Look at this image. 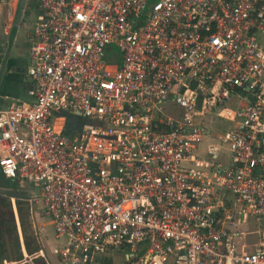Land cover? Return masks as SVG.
<instances>
[{"label": "built area", "instance_id": "1", "mask_svg": "<svg viewBox=\"0 0 264 264\" xmlns=\"http://www.w3.org/2000/svg\"><path fill=\"white\" fill-rule=\"evenodd\" d=\"M38 7L0 173L66 239L61 262L264 264V0Z\"/></svg>", "mask_w": 264, "mask_h": 264}, {"label": "crops", "instance_id": "2", "mask_svg": "<svg viewBox=\"0 0 264 264\" xmlns=\"http://www.w3.org/2000/svg\"><path fill=\"white\" fill-rule=\"evenodd\" d=\"M28 1L29 3L27 4ZM33 1L34 0H26L24 6V8L26 7V11L25 9H23L24 12L30 14V9L33 7V5H35ZM18 3L19 0H0V33L3 34L5 38L6 36L8 37L7 41L6 39L2 41L0 40V56L2 59L0 61V70L4 69L0 78V108H6L13 102L31 103L34 100L32 91L35 89L36 85L34 81L29 77L27 70L29 63L28 57L31 47L30 34L32 33L34 21L39 10V3L35 5L36 15L32 24V28L27 34L30 40V47L26 54H24V56L22 55L19 45L16 42L20 30H23L26 24L24 19L25 13L23 14L22 11L20 14L21 0L19 3L20 5ZM18 18H20V21L17 24ZM15 27L16 34L14 35L13 32ZM14 184L15 186H17L16 183ZM41 206L42 205L40 204V206L38 207L39 209L35 208L33 211L31 209V213L35 220V226L37 229L35 233L38 235L39 239V244L31 241V249L35 250L37 247H40L41 249L37 252H34L33 254H30L31 256H29L26 243L24 242L21 244V253H19L18 257H20V255L24 253L26 256L31 257L30 262L33 261L35 262L34 264L38 263L37 260H43L44 264H58L57 262H61V260L59 255L56 253V250L66 245V239L56 236L52 222L47 216H45L42 208H40ZM15 215L19 224L18 208L17 213L15 211ZM19 233L20 237L22 238V230L20 224ZM15 252L18 253V251ZM15 252H13V256L14 259L17 260L15 258ZM127 254L128 250H113L105 255H98L97 263L125 264L127 262ZM7 259H9V253ZM4 260L5 259H3L2 261Z\"/></svg>", "mask_w": 264, "mask_h": 264}, {"label": "rangeland", "instance_id": "3", "mask_svg": "<svg viewBox=\"0 0 264 264\" xmlns=\"http://www.w3.org/2000/svg\"><path fill=\"white\" fill-rule=\"evenodd\" d=\"M35 3V5H37L39 3V0H34L33 1ZM19 3H20V0H19ZM18 3V4H19ZM29 3V1L27 2V4ZM20 5V4H19ZM33 5V7L30 9L31 12L30 14L26 13L23 11V14L25 13V27L23 28V30H20L19 34H18V37H17V44L19 45V48H20V51L22 53V55L24 56V54H26V52L28 51L29 47H30V40L28 38V32L31 30L32 28V24H33V21H34V18H35V15H36V6ZM27 6V5H26ZM19 7V6H18ZM25 11H26V7L24 8ZM6 39V41L8 40V37L1 34L0 33V40H4ZM260 41L261 43L264 45V33H262L260 35ZM0 54H1V51H0ZM1 56H0V61H1ZM227 125V122L226 121H222L219 123V125H216V128L220 129L221 127H225ZM219 126V127H218ZM215 135L217 136V133H215ZM208 140H204L202 143H201V149H203L207 144H208ZM9 184H11V182L9 181L8 182ZM26 186L27 187H31L30 184H28L29 182H26ZM7 184H5L6 186ZM14 188L17 189V186L15 185H12ZM10 186V187H12ZM20 193H24L23 191ZM23 201H26V202H22L21 203V206L24 208V214H25V226H26V231H27V235H28V239H30L32 242L36 243V244H39V239H38V235L35 233L37 231L36 229V226H35V220L33 218V215L31 213V209H32V203H30V201L28 200H23ZM7 203H10V207L12 208L13 212H14V216H15V221H16V228H13V231H12V236H10V240H11V245H12V251L15 252V251H18L15 252L16 253V256L15 258H19L18 255L20 252V247H21V244L25 242V238H24V232H23V222H22V219H21V215L19 213V224H20V227H21V230H22V238L20 237V233H19V224L17 222V219H16V215H15V211H14V203L16 204V207L18 208L19 207V203L17 202V199L16 198H10V197H7ZM0 206L1 203H0ZM40 206L39 205H36L35 208H38ZM39 209V208H38ZM19 237V240H20V243L18 241V238ZM35 239V240H33ZM0 241L2 243H4V239L3 238H0ZM24 254V253H23ZM29 256H31L29 253H28ZM26 255L24 254V260H20L23 262V264H34L35 262H26L25 259H26ZM4 258L1 257L0 255V264L3 262ZM37 264H44V261L43 260H37ZM58 264H63L61 263L60 261L57 262Z\"/></svg>", "mask_w": 264, "mask_h": 264}, {"label": "trees", "instance_id": "4", "mask_svg": "<svg viewBox=\"0 0 264 264\" xmlns=\"http://www.w3.org/2000/svg\"><path fill=\"white\" fill-rule=\"evenodd\" d=\"M67 134H69V130L65 131ZM10 180L5 179V177L0 173V186H4V187H10L12 185H15L12 181L11 184H9ZM5 184H7L5 186ZM13 187V186H12ZM17 202L19 203V213L21 215V219L23 222V232H24V238H25V243H26V247L28 249L29 254H33L34 252L39 251L41 248L37 247L35 250L31 249V240L28 239V235H27V231H26V226H25V214H24V208L21 206L22 202H26L23 200H17ZM0 203L2 206H0V238L4 239V243H2L0 241V254L1 257H3L4 259L8 258V250H7V246H6V240H5V236L8 234L10 236H12V231L13 228H16V221H15V216H14V212L12 210V208L10 207V203H7V197L4 195H0ZM18 241L20 243L19 237ZM24 258V255L21 254L20 257L17 260H22Z\"/></svg>", "mask_w": 264, "mask_h": 264}, {"label": "water", "instance_id": "5", "mask_svg": "<svg viewBox=\"0 0 264 264\" xmlns=\"http://www.w3.org/2000/svg\"><path fill=\"white\" fill-rule=\"evenodd\" d=\"M25 3H26V0H21L20 14H21V12L24 9ZM19 21H20V18L17 19V24H18ZM17 24H16V26H17ZM13 34L14 35L16 34V27L14 28ZM3 70L4 69L0 70V78H1V75L3 73ZM78 120H79V117L75 116L74 118L69 119V122L77 123ZM0 195H4V196L10 197V198H16V199H19V200H28L29 199V197L26 194L20 193V192H16L12 188H5V189L0 188ZM5 239H6V244H7V248H8L9 259L10 260H14L10 236L7 234ZM25 261L26 262L31 261V257H26Z\"/></svg>", "mask_w": 264, "mask_h": 264}, {"label": "flooded vegetation", "instance_id": "6", "mask_svg": "<svg viewBox=\"0 0 264 264\" xmlns=\"http://www.w3.org/2000/svg\"><path fill=\"white\" fill-rule=\"evenodd\" d=\"M14 190L16 191V192H20L18 189H16V188H14ZM18 200V199H17Z\"/></svg>", "mask_w": 264, "mask_h": 264}]
</instances>
